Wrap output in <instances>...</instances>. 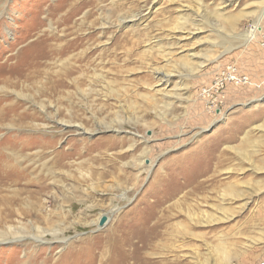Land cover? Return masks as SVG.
<instances>
[{"label":"rangeland","instance_id":"1","mask_svg":"<svg viewBox=\"0 0 264 264\" xmlns=\"http://www.w3.org/2000/svg\"><path fill=\"white\" fill-rule=\"evenodd\" d=\"M51 28L58 93L25 69ZM263 36L264 0H0V106L36 116L0 120V228L60 227L0 264H264ZM230 64L247 83L210 90Z\"/></svg>","mask_w":264,"mask_h":264},{"label":"bare ground","instance_id":"2","mask_svg":"<svg viewBox=\"0 0 264 264\" xmlns=\"http://www.w3.org/2000/svg\"><path fill=\"white\" fill-rule=\"evenodd\" d=\"M66 21H67V19L66 18H64ZM40 22H42V21H40ZM36 26V25H35ZM56 29V28H55ZM255 30H257V28L255 29H252V30H250L249 32H247L248 33V35L246 36V37H248V38H250V36L252 37L253 35H254V32H255ZM40 31V30H39ZM65 31V30H64ZM36 33V32H35ZM41 33V32H40ZM39 33V36H37V39L35 40V44H34V47L35 48H33V45H31V48H33V51H32V53L31 54H29V57H28V59L26 60V64H25V69H26V72L28 71V73H30L31 75H30V77L29 78H31V80H33V81H36L37 80V78H38V76H40V75H45L44 76V83H40L41 84V86H42V88H44V85H45V87H46V91H50V92H57L58 93V69L57 70H55V69H53L52 70V73H50V72H48V71H41L42 70V68L44 67V64H45V62H46V60H47V58L48 59H51V61H54V63H56L57 61H58V30H57V32H55V30H54V28H51V30L49 31V32H43L42 34H40ZM245 35V34H244ZM54 39V41L55 42H50V43H48V39ZM63 39V37L62 38H60L59 39V41H61ZM61 44H62V49H60V52H64V51H66V50H68V49H70V48H72V47H75V45L77 46V44H79L78 43V39L77 38H72V39H70V40H64L63 42H60ZM78 47V46H77ZM28 51H30V48H28ZM21 52V51H20ZM21 54V53H20ZM14 56V55H13ZM18 59V58H17ZM3 63H5V62H3ZM3 63L2 64H0V75H1V77H3V78H0V81H2V82H4V83H6V82H8V81H10V75L9 74H11V72L8 70V72H6V70H5V67H8L9 65L8 64H4L3 65ZM11 63V62H10ZM19 67H20V65H19ZM14 68L16 69L17 68V65H14ZM48 69V68H47ZM17 70V69H16ZM25 72V73H26ZM26 76H28V75H26ZM64 76V75H63ZM61 77V76H60ZM39 82H40V79L38 80ZM63 82V81H62ZM1 83V82H0ZM9 83V82H8ZM36 83V82H35ZM7 84V83H6ZM5 88H7V87H5V86H3V84L0 86V91H4V89ZM8 89V88H7ZM14 89V88H13ZM15 91V90H14ZM40 91V90H39ZM5 92V91H4ZM12 93H14V95L16 96V97H21V98H26V97H30L29 95H25V94H22V93H20V92H12ZM52 94V93H51ZM2 95H3V93H2ZM4 96V95H3ZM31 98V97H30ZM2 99H6L5 98V96L2 98ZM13 99H15V98H13ZM12 99V100H13ZM5 103L4 104H1V106H0V120L2 121V119H3V117H5V116H7V114L9 115V113H11V115H17V116H20V117H22V118H24L25 116H29L30 117V115L31 116H35V113L34 112H26V111H22L21 110V112L19 111V112H17L16 110L18 109V107H16V106H14V104H13V106L12 105H10L9 104V102L7 101V100H5L4 101ZM14 103V102H13ZM17 105V104H16ZM35 105L40 109V111L41 112H44L45 113V105H44V103L43 102H36L35 101ZM57 106V105H56ZM20 107V106H19ZM4 108L6 109V111L4 110ZM5 111V112H4ZM50 114V113H49ZM49 114H46V120L48 121V122H50L51 121V118H50V116L51 115H49ZM38 116L40 115V114H37ZM53 115V114H52ZM36 117V116H35ZM40 117V116H39ZM22 120V119H21ZM32 120V119H31ZM34 120V119H33ZM13 121V120H12ZM15 121V120H14ZM13 121V122H14ZM26 121V120H25ZM20 122V121H19ZM34 122V121H33ZM65 123H70L69 121H64ZM15 123V122H14ZM32 123V122H31ZM24 124H26V123H24ZM37 124V123H36ZM40 124V123H39ZM43 124H46V125H48V123L45 121V122H43ZM6 125V124H5ZM15 125V124H14ZM26 125H28V124H26ZM20 126V125H19ZM31 126V125H30ZM80 126V125H79ZM5 127V126H4ZM32 127H33V125H32ZM56 127V126H55ZM22 128V127H21ZM1 129V128H0ZM32 129V128H31ZM44 129V128H43ZM79 129L80 130H83V131H86V129L85 128H83V127H79ZM25 130V129H24ZM32 131H34L35 132V130H32ZM40 131V130H39ZM31 132V131H30ZM26 134V133H25ZM18 135V134H17ZM19 143V142H18ZM29 145V144H28ZM2 147V146H1ZM1 149V148H0ZM6 151V150H5ZM12 151V150H11ZM32 151V150H31ZM1 152V151H0ZM34 151H32V153H33ZM39 152V151H38ZM9 153V152H8ZM5 154V153H4ZM10 154H11V157L14 159V158H17L18 157V155L17 154H15L14 153V151L13 152H10ZM46 155V154H45ZM10 156V155H9ZM34 157V156H33ZM23 158V157H22ZM29 158H32V157H29ZM27 159V158H26ZM50 159V158H49ZM25 160V159H24ZM31 160V159H30ZM32 160H33V158H32ZM48 161V160H47ZM1 162H2V160H1ZM7 162V161H6ZM13 162V161H12ZM15 162H18V161H15ZM28 162V161H27ZM26 162V163H27ZM34 162H35V159H34ZM50 162V161H49ZM151 163V162H150ZM30 164V163H29ZM6 165V164H5ZM12 165H14V164H12ZM40 165V164H39ZM10 166V165H9ZM15 166V165H14ZM26 166V165H25ZM19 169V168H18ZM17 168H15V170H14V174H15V176H17V177H19L20 176V178L22 177V175H20V173H19V170H18ZM28 171H30V172H32L33 170L31 169V170H28ZM1 172V171H0ZM24 175H25V173H24ZM23 175V176H24ZM38 175V174H37ZM26 176V175H25ZM32 176H35V174L33 175V172H32ZM27 177H29V176H27ZM16 179V178H15ZM30 179V178H29ZM35 180V179H34ZM37 180V179H36ZM15 181V180H14ZM28 181V180H27ZM8 183V182H7ZM25 183V182H24ZM10 184V183H9ZM14 186V185H13ZM12 186V187H13ZM16 186V185H15ZM12 187L10 188V189H12ZM2 188V187H1ZM4 188V187H3ZM42 188H45V186H42ZM21 190V189H20ZM23 190V189H22ZM26 191H27V189H26ZM10 193V192H9ZM24 192L22 191V194H23ZM26 193V192H25ZM24 193V194H25ZM12 194V193H11ZM14 194V193H13ZM40 194V193H39ZM16 195V194H15ZM14 196V195H13ZM26 196H28V195H26ZM19 198V197H18ZM33 198H35V197H33ZM15 199V198H14ZM16 200V199H15ZM18 200V199H17ZM25 200V199H24ZM28 200V199H27ZM4 201H7V199L5 198L4 199ZM36 201V200H35ZM22 202V201H21ZM33 202V201H32ZM35 203V202H34ZM19 204V203H18ZM36 204L37 203H35L34 205L36 206ZM1 206V205H0ZM1 207H3V206H1ZM21 207V206H20ZM25 207V206H24ZM30 207H32V206H30ZM17 208V207H16ZM23 208V207H22ZM15 210V209H14ZM26 210V209H25ZM31 210V209H30ZM19 211V210H18ZM21 211H22V209H21ZM24 211V210H23ZM50 212V211H49ZM19 213V212H18ZM21 213V212H20ZM19 213V214H20ZM23 213V212H22ZM37 213V212H36ZM48 213V212H47ZM53 213V212H52ZM27 214V213H26ZM22 215V214H21ZM20 215V216H21ZM24 215V214H23ZM5 216V215H4ZM12 216V215H11ZM32 216V215H31ZM33 216H35V215H33ZM52 216V215H51ZM14 217H16V216H14ZM13 217V218H14ZM19 217V216H18ZM17 218V217H16ZM47 218V217H46ZM107 218H108V216H106L105 217V214H104V217H103V215H100L96 220H93L94 221V224H96L97 226H99V227H101V226H103L105 223H106V221H107ZM44 219V218H43ZM3 220H4V218H3ZM28 221V220H27ZM48 221V220H47ZM8 222H9V220H8ZM7 222V223H8ZM22 222V221H21ZM10 224V223H9ZM30 224V223H29ZM1 225V224H0ZM3 225H4V223H3ZM19 225V224H18ZM21 225V224H20ZM24 226V225H23ZM2 227V226H1ZM26 227V226H25ZM57 227H59V226H57V225H53V226H50V227H45V228H43V227H41V226H39V225H32V228H33V230H34V232L33 233H30V236H27L28 234H25V233H22V231L24 230V228L23 227H18V228H14V227H12V226H10V225H8V226H6L4 229H1L0 228V241H2V242H4L3 240H6V239H10V240H15V241H20L21 239H24V238H27V237H31L32 239H34V240H36L35 242H39V241H43L45 238H44V233H46V232H50V233H52V234H56L57 232H58V230L60 229V227L59 228H57ZM32 230V231H33ZM25 231V230H24ZM115 238H110V240H108L107 241V245H106V247H105V249L106 250H110V249H112V250H115V251H118L119 249H120V246L119 245H117V243H118V241L115 239ZM45 241H46V239H45ZM76 249V248H75ZM72 250V249H71ZM111 251V250H110ZM68 253H69V251H68ZM68 255V254H67ZM65 258V257H64ZM60 259H61V257H60ZM76 261H77V259H76ZM110 261V258L108 259V262ZM78 262H80L79 260H78ZM69 263V262H68ZM72 263V262H71ZM85 262H83L82 264H84Z\"/></svg>","mask_w":264,"mask_h":264},{"label":"built area","instance_id":"3","mask_svg":"<svg viewBox=\"0 0 264 264\" xmlns=\"http://www.w3.org/2000/svg\"><path fill=\"white\" fill-rule=\"evenodd\" d=\"M247 81L248 77L245 74L240 73L235 65L230 64L215 76L212 81L210 90L213 89L215 91H218L229 83L240 85L244 84L245 82L247 83Z\"/></svg>","mask_w":264,"mask_h":264}]
</instances>
